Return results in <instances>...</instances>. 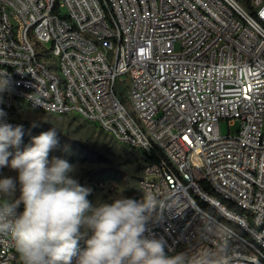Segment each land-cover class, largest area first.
<instances>
[{"label": "built area", "instance_id": "1", "mask_svg": "<svg viewBox=\"0 0 264 264\" xmlns=\"http://www.w3.org/2000/svg\"><path fill=\"white\" fill-rule=\"evenodd\" d=\"M6 84L0 108L13 127L28 105L161 150L135 200L163 205L144 235L169 255L264 264V0H0ZM85 248L79 241L78 255ZM0 264H20L7 235Z\"/></svg>", "mask_w": 264, "mask_h": 264}, {"label": "clouds", "instance_id": "2", "mask_svg": "<svg viewBox=\"0 0 264 264\" xmlns=\"http://www.w3.org/2000/svg\"><path fill=\"white\" fill-rule=\"evenodd\" d=\"M6 117L0 108V168L10 166L18 177L0 179V235L11 237L20 264H73L81 240L86 248L75 264H190L184 253L169 255L163 240L144 235L151 214L163 207L154 195L91 204V189L70 175L73 166L59 157L48 160L58 144L55 128L33 137L9 165L8 149L19 148L24 131L4 123Z\"/></svg>", "mask_w": 264, "mask_h": 264}, {"label": "rangeland", "instance_id": "3", "mask_svg": "<svg viewBox=\"0 0 264 264\" xmlns=\"http://www.w3.org/2000/svg\"><path fill=\"white\" fill-rule=\"evenodd\" d=\"M49 46V44H48ZM125 76L118 77V89H122ZM121 83V84H120ZM122 101H125L122 98ZM23 124L24 135L19 148L9 147L12 154L8 157L9 165L17 151L23 152L31 146L32 138L41 133L56 129L57 146L49 153L48 160L53 157L66 159L74 168L70 175L81 186L91 189L87 199L93 206L98 203H111L115 198H132L139 191L138 179L140 171L134 168L131 161L139 160L135 151L131 154L125 144L115 141L107 132L91 122L84 121L72 114L54 115L24 105L15 113ZM220 130L227 132V123L221 120ZM235 126L231 128V131ZM18 177V172L10 166L0 168V179ZM19 182L14 198L20 195ZM23 206V205H22Z\"/></svg>", "mask_w": 264, "mask_h": 264}, {"label": "trees", "instance_id": "4", "mask_svg": "<svg viewBox=\"0 0 264 264\" xmlns=\"http://www.w3.org/2000/svg\"><path fill=\"white\" fill-rule=\"evenodd\" d=\"M240 3H242L243 5L245 6H249V0H238ZM117 92H118V95H119V98L122 100L123 98V94H122V91L121 89H117ZM77 117V116H76ZM24 125H28L27 122H23ZM127 146L130 151H131V154H134L135 151L138 153V157H139V160L137 158H134L131 163L134 165V168L137 170V171H141V169L143 168V166L152 161V160H159L161 158H163V154L161 152V150H159L157 147H154L152 150H151V153L148 154L146 153L145 151L143 150H140V149H137L135 147H132V146H129V145H125ZM205 186V189L208 191V193L211 195V196H214V197H219L217 194L214 193V191L208 186V185H204ZM141 195V190L139 189V191H137L134 195H132V199H137L139 196ZM202 202V201H201ZM203 205L211 210H213L211 208L210 205H208L207 203H203ZM229 207L231 208H234L232 204L228 203L227 204Z\"/></svg>", "mask_w": 264, "mask_h": 264}, {"label": "crops", "instance_id": "5", "mask_svg": "<svg viewBox=\"0 0 264 264\" xmlns=\"http://www.w3.org/2000/svg\"><path fill=\"white\" fill-rule=\"evenodd\" d=\"M72 115H74V116H77V115H75V114H72ZM77 117H79V116H77ZM80 118V117H79ZM85 121V120H84ZM97 126V125H96Z\"/></svg>", "mask_w": 264, "mask_h": 264}]
</instances>
